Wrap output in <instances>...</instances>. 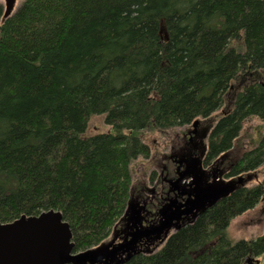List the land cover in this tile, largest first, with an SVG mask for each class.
Instances as JSON below:
<instances>
[{"label": "trees", "instance_id": "trees-1", "mask_svg": "<svg viewBox=\"0 0 264 264\" xmlns=\"http://www.w3.org/2000/svg\"><path fill=\"white\" fill-rule=\"evenodd\" d=\"M232 88L206 158L235 148L246 117L264 123V0H23L0 23V222L52 209L75 251L98 245L125 210L131 163L150 156L139 132L204 122ZM95 114L109 130L83 136ZM239 156L230 173L259 168L264 134ZM263 193L264 178L235 190L123 264L259 256L264 234L233 244L224 235Z\"/></svg>", "mask_w": 264, "mask_h": 264}, {"label": "water", "instance_id": "water-1", "mask_svg": "<svg viewBox=\"0 0 264 264\" xmlns=\"http://www.w3.org/2000/svg\"><path fill=\"white\" fill-rule=\"evenodd\" d=\"M15 1L3 0L0 23L13 13ZM198 122L196 119L192 123L193 133ZM194 183V198L181 205H186L184 209L181 206L174 210H170V207L163 208L160 213L164 215L156 225L137 227L128 241L110 249L112 240L83 251H74L68 222L63 220L61 212L52 209L38 215L23 214L6 223L0 222V264H122L123 259L117 255L134 245L139 238L160 235L164 230L166 233L170 223L179 220L181 215H188L194 209L204 210L200 185L198 182ZM241 183L242 177L231 181H213L204 189V196L210 199L227 196Z\"/></svg>", "mask_w": 264, "mask_h": 264}, {"label": "rangeland", "instance_id": "rangeland-1", "mask_svg": "<svg viewBox=\"0 0 264 264\" xmlns=\"http://www.w3.org/2000/svg\"><path fill=\"white\" fill-rule=\"evenodd\" d=\"M23 0H16L14 8L16 9ZM0 3L3 4V0H0ZM238 81L235 80L236 87H238ZM235 92V89H230L228 95H226V103L213 112L210 118L205 119L204 122H201L204 130L206 128L204 125L214 122L219 118L223 111L229 108L227 100H229L230 95ZM190 128L191 125L183 126H174L166 129H155V128H145L139 132V136L144 143H146L150 148V156L146 159L142 157L136 158L131 163V178L133 183L132 196L136 199L135 195L137 190L141 188L144 189L140 191V194L147 193L146 195H151V188L154 185V180L161 173V165L165 164L162 156L163 153L169 151V147L173 141L178 140L185 131ZM109 126L104 123V115H91L86 124V129L83 133V136H90L100 132H107ZM264 134V123L257 116H248L241 123L240 133L235 140L233 150L229 153L228 156L223 154L221 158L220 169L222 168L225 172L230 170L233 167L234 156L239 155L243 150H248L252 148ZM203 137V131L200 130L199 138ZM201 154V149H200ZM200 155L198 154V157ZM232 166V167H231ZM155 173L153 181L150 179L151 173ZM252 179L246 184V187H253L261 182L264 178V163L257 168L255 171H251ZM245 173H242L244 175ZM223 179L228 177L224 174ZM137 196V195H136ZM139 200V198H138ZM137 201V200H136ZM174 222H179V220ZM169 232H172L175 229V225L170 223L167 228ZM264 234V195L261 196L258 204L250 210L244 211L243 213L237 214L232 217L228 223V226L225 230V238L230 241V243H235L239 240H253L258 236ZM167 235V232L161 236L157 242H154V248L157 249L164 244V238ZM159 235L155 234L152 239H157ZM124 253L121 254L123 258ZM260 264L264 262V252L258 256ZM246 264H249L248 262Z\"/></svg>", "mask_w": 264, "mask_h": 264}, {"label": "flooded vegetation", "instance_id": "flooded-vegetation-1", "mask_svg": "<svg viewBox=\"0 0 264 264\" xmlns=\"http://www.w3.org/2000/svg\"><path fill=\"white\" fill-rule=\"evenodd\" d=\"M200 130L203 131L202 138H199ZM208 148L209 143L206 138V131L200 124H198L194 133L188 128L178 140L173 141V144L169 147V151L163 153L162 159L163 161L166 160V164L161 165V173L156 180H154V185L150 189L151 195H146L147 193L140 194V191L144 190L141 188L135 191L137 192V196L135 195L136 199L131 196L128 201L126 214L129 215V219L133 217L134 220L132 219L130 222H127L123 228V232L121 231L122 236L124 235L123 237H126V234L132 231L135 226L155 224L158 222L160 218L158 210L160 208H164L168 205L175 207L191 198L194 194L192 190L195 185L194 182L199 183L201 189L200 194L203 197L201 204L204 210L201 213L214 207L226 197L221 196L218 199L211 197L210 199L204 196V189L209 183L221 181L219 176L225 174L226 176L229 175L227 179L237 180L239 175H241L242 183L238 185L235 190L244 188V184L251 180V176L244 178L242 175V172H246L247 170L241 171V169H238L234 174L230 173L231 169L225 172L222 168H219L222 160L221 158H223V152L206 158ZM198 154L200 155L199 157ZM155 199L158 201V208L153 217L152 211L155 212V210L151 202ZM200 214H192L182 218L181 223L186 224L188 220Z\"/></svg>", "mask_w": 264, "mask_h": 264}]
</instances>
